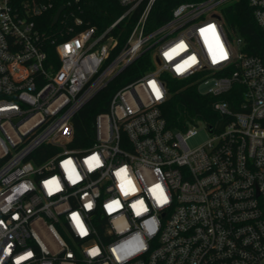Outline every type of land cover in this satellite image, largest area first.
<instances>
[{
    "label": "built area",
    "instance_id": "1",
    "mask_svg": "<svg viewBox=\"0 0 264 264\" xmlns=\"http://www.w3.org/2000/svg\"><path fill=\"white\" fill-rule=\"evenodd\" d=\"M115 1L103 30L71 12L52 60L37 19L53 1L0 0V264H264V43L229 24L241 0L184 1L151 29L157 0ZM247 2L264 35V0ZM147 51L74 147L78 112ZM168 76L218 116L169 126Z\"/></svg>",
    "mask_w": 264,
    "mask_h": 264
},
{
    "label": "trees",
    "instance_id": "2",
    "mask_svg": "<svg viewBox=\"0 0 264 264\" xmlns=\"http://www.w3.org/2000/svg\"><path fill=\"white\" fill-rule=\"evenodd\" d=\"M54 7L48 11L43 17L37 19L40 25L47 33L46 47L50 59L57 60V52L53 41L61 39L67 34L68 26L75 23L71 12L85 19V24L81 29L89 24L96 25L99 30L105 29L124 11L122 7L115 0H52ZM184 1L197 0H157L154 4L151 14L149 16V29L156 25L162 24L168 20L174 7ZM61 5L68 6L62 13L57 24H53V17L57 9ZM226 16L229 24L235 29L238 35H241L249 44L251 52H258L264 43V35L260 27L257 25L251 7L247 0H241L233 4L227 9ZM133 20H131V23ZM124 22L120 29L116 30L119 34V45L115 51L118 52L126 43L129 35L130 26H127L124 32ZM151 51L143 53L138 60H135L130 66L123 70L120 74L112 79L109 84L99 91L75 116V139L73 141L74 147H85L90 145L94 138V121L96 115L101 112L109 110L111 97L115 91L129 83L130 81L140 77L143 73L148 71L153 66ZM169 92L170 96L162 106L164 116L166 117L169 126L184 128L192 118H202L209 123L217 117L213 109V103L216 100L214 96L202 95L193 84H187L185 81L173 80L169 77ZM227 94L223 98H228Z\"/></svg>",
    "mask_w": 264,
    "mask_h": 264
},
{
    "label": "rangeland",
    "instance_id": "3",
    "mask_svg": "<svg viewBox=\"0 0 264 264\" xmlns=\"http://www.w3.org/2000/svg\"><path fill=\"white\" fill-rule=\"evenodd\" d=\"M230 37L234 40L236 35L230 32ZM209 136L210 134L208 131L201 129L196 136L188 140V143L190 146L194 147L205 142L209 138Z\"/></svg>",
    "mask_w": 264,
    "mask_h": 264
},
{
    "label": "water",
    "instance_id": "4",
    "mask_svg": "<svg viewBox=\"0 0 264 264\" xmlns=\"http://www.w3.org/2000/svg\"><path fill=\"white\" fill-rule=\"evenodd\" d=\"M65 7H67V6H65V5H61V6L57 9V11H56V13H55V15H54V17H53V24H57V22H58V20H59V18H60V16H61V13H62L63 10L65 9Z\"/></svg>",
    "mask_w": 264,
    "mask_h": 264
},
{
    "label": "snow or ice",
    "instance_id": "5",
    "mask_svg": "<svg viewBox=\"0 0 264 264\" xmlns=\"http://www.w3.org/2000/svg\"><path fill=\"white\" fill-rule=\"evenodd\" d=\"M89 207H90V205H89ZM95 250H93V252H94Z\"/></svg>",
    "mask_w": 264,
    "mask_h": 264
}]
</instances>
